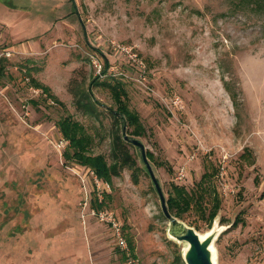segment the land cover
Returning a JSON list of instances; mask_svg holds the SVG:
<instances>
[{
    "label": "rangeland",
    "instance_id": "1",
    "mask_svg": "<svg viewBox=\"0 0 264 264\" xmlns=\"http://www.w3.org/2000/svg\"><path fill=\"white\" fill-rule=\"evenodd\" d=\"M97 76L124 83L144 127L130 136L152 153L166 199L214 172L204 200L208 209L221 199L212 224L196 209L174 216L202 234L225 227L217 264H264V14L227 0H0V264H127L111 226L88 211L97 176L65 161L57 126L66 115L83 123L92 152L111 163L117 105L91 86ZM72 86L92 88L97 114L76 107ZM130 151L139 169L113 178L103 209L142 264H188L139 148Z\"/></svg>",
    "mask_w": 264,
    "mask_h": 264
},
{
    "label": "trees",
    "instance_id": "2",
    "mask_svg": "<svg viewBox=\"0 0 264 264\" xmlns=\"http://www.w3.org/2000/svg\"><path fill=\"white\" fill-rule=\"evenodd\" d=\"M233 10L245 11L251 10L256 13L264 14V0H227ZM102 74H107V63L102 69ZM110 80L100 81V77L94 78L91 86H102L110 92L116 106L112 108L110 113L113 117V125L110 132L112 139L111 149V163L103 154H94L92 147L95 143V137L90 133L87 127L80 121L74 119L71 115L62 116L57 122L58 129L62 137L68 141V145L63 152L66 162H74L81 166L89 168L94 174L105 182L112 183L115 176H120L122 171L129 169L135 175L139 169L136 158L130 151V144H128L120 134V125L123 123L122 116L125 117L127 124L130 127L129 135L139 137L144 133V127L141 123L139 114L129 108L127 90L124 83L116 78L109 76ZM225 88L230 94L232 100L237 104V93L231 87L228 81H225ZM32 86L47 94L55 103L63 105L59 99L52 94L51 89L42 83L32 80ZM92 88L82 89L80 86L70 87V91L74 96V104L84 114H97V102L93 99ZM34 102V101H32ZM147 155L153 157L152 153L147 152ZM248 160L250 164L254 163L251 158V153L244 152L241 156ZM214 172L206 171L201 180L193 190H188L183 186L173 185V191L167 199V206L169 211L178 218H185L189 211L196 209L201 213L210 225L218 216L221 208V199L214 195V205L208 209L204 208V200L207 192L210 190L207 187V179H211ZM135 180L137 177L134 176ZM109 193L104 192V199L99 201L96 197L93 205L100 210L105 207V197L109 198ZM197 228V227H196ZM130 246L133 249L134 245L129 239Z\"/></svg>",
    "mask_w": 264,
    "mask_h": 264
},
{
    "label": "water",
    "instance_id": "3",
    "mask_svg": "<svg viewBox=\"0 0 264 264\" xmlns=\"http://www.w3.org/2000/svg\"><path fill=\"white\" fill-rule=\"evenodd\" d=\"M122 121V137L127 143L139 148L140 150L142 161L152 179L155 190L160 197L163 213L170 221L169 231L171 237L178 241L187 242L188 244L184 252V260H186L188 264H214L212 255L208 250L207 246L211 243L213 245L214 241L218 238L221 232L224 231L225 227L221 225L220 230L217 231L215 235H210L213 236L212 238H210V241L203 242L200 237V232H198L194 227L185 224L183 221L179 220L174 215H172V213L168 209L167 199L163 191L162 185L158 180L152 168V165L148 160L145 144L139 139L131 137L128 134L127 122L125 117L123 116ZM218 226V224H215V226L212 228V231H214L216 228H219ZM188 253L190 255H188Z\"/></svg>",
    "mask_w": 264,
    "mask_h": 264
},
{
    "label": "built area",
    "instance_id": "4",
    "mask_svg": "<svg viewBox=\"0 0 264 264\" xmlns=\"http://www.w3.org/2000/svg\"><path fill=\"white\" fill-rule=\"evenodd\" d=\"M135 61H137L135 59ZM138 63H142L137 61ZM62 145L63 147L68 145V141L63 139ZM184 172H180V177H183ZM104 182H101L97 177H95V184L98 188V200L102 201L104 199V192L109 190L110 184L106 183L103 184ZM101 191V192H100ZM87 199V197H86ZM86 207H89L88 201L86 200ZM88 211L90 212L91 215L99 217L100 221L106 222L111 226V229L113 231V236L115 238V243L116 245L121 249V251L124 253L126 259H127V264H142L140 259L136 257L133 253V249L130 246V243L125 235L123 225L116 219H114L113 214L110 211H107L105 209H96V208H89Z\"/></svg>",
    "mask_w": 264,
    "mask_h": 264
},
{
    "label": "bare ground",
    "instance_id": "5",
    "mask_svg": "<svg viewBox=\"0 0 264 264\" xmlns=\"http://www.w3.org/2000/svg\"><path fill=\"white\" fill-rule=\"evenodd\" d=\"M218 227H219V228H216L214 231H212V229H210L209 231H207V232L204 233V234L200 233L201 240H202L203 242H205V241H210V240H211L210 238L213 237V236H210V235H215V234L217 233V231L220 230V227H221V226L219 225ZM221 233H222V232H221ZM207 248H208V250L210 251V253H211V255H212L213 263H214V264H217V262H216V255H215V249H214L212 243H211L210 245H208ZM188 255H190V254L188 253Z\"/></svg>",
    "mask_w": 264,
    "mask_h": 264
}]
</instances>
